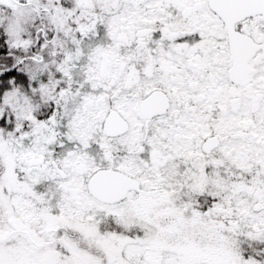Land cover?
I'll use <instances>...</instances> for the list:
<instances>
[{
	"label": "snow or ice",
	"instance_id": "snow-or-ice-1",
	"mask_svg": "<svg viewBox=\"0 0 264 264\" xmlns=\"http://www.w3.org/2000/svg\"><path fill=\"white\" fill-rule=\"evenodd\" d=\"M0 264H264V0H0Z\"/></svg>",
	"mask_w": 264,
	"mask_h": 264
}]
</instances>
